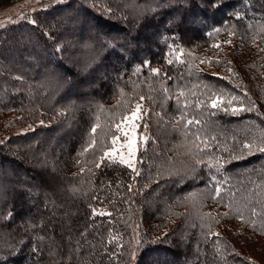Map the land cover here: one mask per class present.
Returning a JSON list of instances; mask_svg holds the SVG:
<instances>
[{
	"label": "trees",
	"instance_id": "16d2710c",
	"mask_svg": "<svg viewBox=\"0 0 264 264\" xmlns=\"http://www.w3.org/2000/svg\"><path fill=\"white\" fill-rule=\"evenodd\" d=\"M224 35L229 76L199 63ZM140 97L138 170L100 161ZM6 113L0 264H256L218 226L264 237V0L48 1L0 29Z\"/></svg>",
	"mask_w": 264,
	"mask_h": 264
},
{
	"label": "rangeland",
	"instance_id": "374dc122",
	"mask_svg": "<svg viewBox=\"0 0 264 264\" xmlns=\"http://www.w3.org/2000/svg\"><path fill=\"white\" fill-rule=\"evenodd\" d=\"M48 1L60 3L64 0H0V29L8 24L19 22L25 19V17L30 18L37 9H40ZM234 48V40L228 35H224L214 42L211 49L202 53L199 63L207 71L229 76L233 70L228 67L227 61L225 60H229L228 58H230V63L233 64L232 67L235 69V63L237 61L234 58L236 57L235 52L237 51ZM216 100L217 105L220 104V99L216 98ZM137 104L141 105L140 112L138 113L139 118L133 120L131 114L136 110ZM149 110L148 99L144 97L141 99L140 97L134 101L132 108L116 124L120 125V130H117L116 126L114 128L113 136H118L120 139L115 144L112 142L113 136L109 139L107 148L103 149L102 157H104L105 152H109L110 156L104 157L103 160H101V157L99 159L100 161L116 160L119 163L118 161L122 154L124 159H128L133 163L135 172L138 170L139 154L145 149L147 141L150 138ZM16 117L13 113L0 114V140L6 139L11 134L28 129L26 126L13 127ZM125 117H128V119L125 120ZM8 126H11V128H7ZM125 133H127V136H125ZM129 140H135V144L132 146L134 155H130L129 153V144L127 143ZM113 149H115L114 152ZM121 165L127 166L125 164ZM237 227H239V223L236 222L234 224L222 223L218 226V230L227 234L235 244L237 250L251 259V261H254L256 264H264V237L258 236L254 241L246 239V236L233 237L231 233Z\"/></svg>",
	"mask_w": 264,
	"mask_h": 264
},
{
	"label": "snow or ice",
	"instance_id": "6c2138e0",
	"mask_svg": "<svg viewBox=\"0 0 264 264\" xmlns=\"http://www.w3.org/2000/svg\"><path fill=\"white\" fill-rule=\"evenodd\" d=\"M169 63H171V61H169ZM153 72L158 74V70L153 69ZM141 99H143V97H141ZM217 99H219V98H217ZM228 103L231 104V101H229ZM211 107H213V108H217L218 107L216 99L212 100ZM140 108H141V105L137 104L136 105V110L134 112H132V114H131L133 120L139 118L138 117V113L140 112ZM242 110L243 109L233 108L232 112H233V114H235L237 111H242ZM225 111H227V109H225ZM127 119H128V117H125V120H127ZM188 123L191 124V123H193V121L189 120ZM116 128H117V130H120V125L119 124L116 125ZM91 131L94 134L96 132V127H93L91 129ZM125 136H127V133H125ZM119 139L120 138L118 136H113V138H112L113 144H115ZM93 143H94V141H93ZM127 143L129 144V153H130V155H134L132 146L135 144V140H129V141H127ZM261 143H264V138H262ZM244 147L247 148L249 150V152H252V151L256 150V151H259L261 153H264V147H261L259 145L245 144ZM114 151H115V149H113V152ZM108 156H110V153L109 152H105L104 153V157H108ZM104 157H102L101 160H103ZM112 162L116 163L117 161L113 160ZM118 162L121 163V164L127 165L129 168H132L135 171L133 163L130 160H128V159H124L122 154H121L120 159H119ZM97 167H99V165H97ZM138 174L139 173L137 172V175ZM217 192L219 193V190H217ZM93 211L95 212V210H93ZM102 214H104V213H102ZM216 235H218V233Z\"/></svg>",
	"mask_w": 264,
	"mask_h": 264
}]
</instances>
